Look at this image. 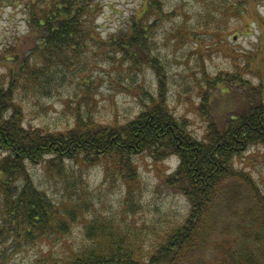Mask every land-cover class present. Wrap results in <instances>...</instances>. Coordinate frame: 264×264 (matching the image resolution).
Here are the masks:
<instances>
[{
	"label": "trees",
	"instance_id": "16d2710c",
	"mask_svg": "<svg viewBox=\"0 0 264 264\" xmlns=\"http://www.w3.org/2000/svg\"><path fill=\"white\" fill-rule=\"evenodd\" d=\"M203 1L202 27L214 40L235 33L230 16L249 13L250 4L259 3ZM102 10L101 0L26 3L28 31L19 40H33L36 58L31 63L17 51L9 71L0 76V264H14L3 245L10 237L31 242L63 238L82 206L55 202L36 184L31 166L43 165L60 176L68 161L94 165L112 158L111 169L127 173L130 182L137 176L132 157L140 154L155 161L178 157L177 167L160 180L185 196V216H168L139 229L132 224L119 228L115 220L101 221L96 215L78 246L41 252L30 264H180L184 257L202 254L208 244L218 252L216 264H264V189L250 171L235 165L250 147L264 145V59L257 83L246 79L238 63L234 71H203L199 108L211 119L206 134L198 137L170 108L168 72L152 47L159 21L172 14L166 0H141L128 24L108 37L98 23ZM182 28L185 34L188 28ZM91 45L113 47L134 66L152 69L156 90L141 86L139 113L121 125L81 111L63 129L27 122L21 86L24 91L39 87L40 75L58 63L54 60L69 65V54L81 56ZM40 59L49 65H37Z\"/></svg>",
	"mask_w": 264,
	"mask_h": 264
},
{
	"label": "rangeland",
	"instance_id": "374dc122",
	"mask_svg": "<svg viewBox=\"0 0 264 264\" xmlns=\"http://www.w3.org/2000/svg\"><path fill=\"white\" fill-rule=\"evenodd\" d=\"M28 1L0 0L1 77L9 71L15 52L20 51L31 63L36 58L32 54L33 40H19L28 31ZM101 1L103 10L98 23L106 37L125 27L141 5V0ZM166 9L172 14L159 21L152 47L168 72L170 108L186 120L192 133L203 137L211 119L210 114L202 113L199 108L203 71L211 74L222 70L234 71L238 63L245 70L247 80L254 83L259 80L264 59V0H259L258 4L251 3L249 13L229 17V25L235 33L226 40L225 37L214 40L207 36L202 27L203 0H166ZM183 25L188 28L185 34H181L184 33ZM83 51L86 53L81 56L69 54V65H62L56 59V65L45 68L48 61H38L37 65H43L46 73L40 75L42 87L24 91L21 86L20 90L27 122L63 129L72 125L74 113L81 111L106 124L121 125L133 119L143 107L138 95L142 91L141 86L151 92L156 90L155 75L146 64L134 66L129 58L124 59L113 47L98 49L91 45ZM76 66L77 71L74 70ZM133 163L137 166V176L130 182L127 173L121 175L111 169L114 164L112 158L101 159L94 165L68 161L65 173L60 176L50 174L43 165L31 166L36 184L46 190L55 202L70 205L74 202L82 206L78 208L69 233L63 238L52 236L31 242L10 237L3 245L11 263L30 264L41 252L78 246L87 224L96 215L101 221L115 220L119 228L132 224V228L139 229L168 216L175 220L183 218L189 209L187 199L160 180L161 175L177 167L178 157L170 155L162 161H155L150 154H140L132 157ZM235 165L250 171L264 189L263 144L250 147L235 159ZM203 251L202 254L184 257L180 264H216V249L208 244Z\"/></svg>",
	"mask_w": 264,
	"mask_h": 264
}]
</instances>
